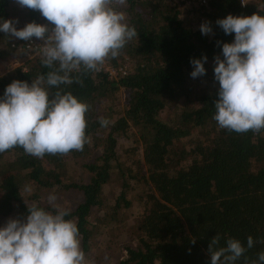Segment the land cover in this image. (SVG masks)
<instances>
[{
	"label": "trees",
	"instance_id": "16d2710c",
	"mask_svg": "<svg viewBox=\"0 0 264 264\" xmlns=\"http://www.w3.org/2000/svg\"><path fill=\"white\" fill-rule=\"evenodd\" d=\"M12 1L0 0V19H9ZM119 10L138 36L106 63L124 73L111 77L101 69L81 75L82 85H61L90 106L85 116L89 142L83 151L43 158L20 147L0 153V220L26 218L33 202L55 211L48 202L36 200V192L71 190L76 202L66 209L70 215L65 219L77 224L84 253L99 229L88 216L100 210L98 224L118 227L132 242L124 245L125 256L118 264H210L209 244L216 235L221 237L219 246L234 238L245 247L252 236L254 246L235 264H259L258 254L264 252V129L236 133L220 128L213 119L219 90L214 58L223 59L222 45L232 43L235 36L226 35L216 21L230 14L264 15V0L244 5L239 0H207L196 8L172 6L166 0H126ZM16 11H24L23 27L38 23L34 10ZM204 22H210L208 35L200 31ZM13 41L23 40L0 32V63L21 55L10 47ZM204 56L206 74L193 79L190 60ZM3 71L0 98L13 81L30 84L49 69L36 55ZM120 88L124 97L116 107ZM173 102V119L161 120L160 112ZM101 118L110 123L101 126ZM194 131L202 138L189 147L179 145ZM130 136L133 146L123 149L122 158L118 139ZM76 167L87 172L86 180L65 179ZM23 183L35 190L31 201L20 195ZM131 191L136 192L141 212L129 219L125 212L132 204Z\"/></svg>",
	"mask_w": 264,
	"mask_h": 264
},
{
	"label": "clouds",
	"instance_id": "9594fccd",
	"mask_svg": "<svg viewBox=\"0 0 264 264\" xmlns=\"http://www.w3.org/2000/svg\"><path fill=\"white\" fill-rule=\"evenodd\" d=\"M15 3L39 11L49 23L31 22L18 30V21L0 19V32L23 41H42L38 54L49 71L38 74L30 84L15 80L6 87L0 98V153L20 147L28 155L43 158L45 154L83 151L89 142L85 116L90 106L61 85H82L81 75L99 72L108 58L118 57L128 42L137 38L135 26L130 27L119 10L126 0ZM216 23L226 35L235 36L232 43L222 45L223 59L214 58L219 90L213 119L222 129L259 133L264 129V15L230 14ZM200 31L210 34V22H204ZM206 61V56L190 60L193 79L206 74ZM52 88L57 89L54 94ZM109 123L100 119L101 126ZM23 191L32 189L26 185ZM47 201L55 211L33 202L27 207L26 218L9 219L0 227V264H88L77 224L65 219L70 212L57 207L55 194ZM220 240L216 235L210 241V264H235L255 243L252 236L247 237V247L234 238L219 246ZM258 262L264 264V252L258 254Z\"/></svg>",
	"mask_w": 264,
	"mask_h": 264
},
{
	"label": "rangeland",
	"instance_id": "374dc122",
	"mask_svg": "<svg viewBox=\"0 0 264 264\" xmlns=\"http://www.w3.org/2000/svg\"><path fill=\"white\" fill-rule=\"evenodd\" d=\"M19 8L20 6L15 3V0H13L10 5L11 16L9 17V19L11 18V20L18 21V23L16 24V27L18 30L22 29L23 23L25 21L24 18H22L23 17L22 14L24 11L20 13L16 11ZM185 18H187V16ZM185 18L183 20H185ZM195 19H196V16H192L191 22H194ZM13 60H17L18 64H20V63H24L25 58L24 56L19 55V56H15L12 59H10L8 63H0V71L4 70L3 72H6L9 69L18 67L16 64L14 65L12 64ZM105 66H108L106 61L101 69L105 68ZM120 67H124V66H120ZM109 69L110 68L108 67V71ZM108 73H110L111 77H114L117 74V71L114 69V71L111 70ZM203 83L204 82H202L201 84ZM207 83L213 84L214 81H209ZM116 94H117L116 95L117 97L116 107H121V102L124 97V92L120 88ZM167 104L169 105L164 107V109L160 112V115H159L160 119L165 122H168L169 120L173 119L174 104L176 103L173 102V103H167ZM130 130H133V129H130ZM201 138L202 137L198 136L196 132L194 131L190 136L181 138L179 140V145H184L185 147H189V146H192L194 139H201ZM132 140L133 138L131 136L129 138L121 137L120 139H118L117 152L122 156V158L124 156L123 149L128 146H133ZM136 152L140 153V147L138 145L136 147ZM87 176L88 174L83 168L76 167L73 170L70 169L64 177L67 180L84 181L87 179ZM26 185L31 187L32 191L30 193L23 191ZM112 187L114 188V186ZM20 190H21L20 195L22 196V199L24 201H27V202L31 201L32 196L35 195L34 188L28 183H23L20 187ZM36 194L38 195V199L36 200L40 202H44V203L48 202L47 197L50 194H55L57 197V202H56L57 207L59 209H67L68 207H72L76 202V196L71 193V190H68V191L51 190V191H47L43 193L36 192ZM129 195L133 197V200H132L131 206L128 208L125 214L128 216L129 219H131L137 216L141 212V206H140V203L137 201V195L135 191H131ZM100 212H101L100 210L98 212L95 211L88 216V220L92 221L94 224H96V226L98 225L99 229L95 232L96 234L92 241L93 246H91V248L87 252H85L86 260L88 261V264H118V262L125 256L124 249H123L124 245L126 243H129L130 245H132V242L127 241L126 237L124 239L121 232L118 230V227H113L112 229H109L110 228L109 225L104 226L103 224H101V222L98 224V221H96V218L100 214ZM9 219H14V218L9 216L8 218H4L0 220V227H3L2 224L4 222L6 223ZM105 257H108V259L105 260Z\"/></svg>",
	"mask_w": 264,
	"mask_h": 264
},
{
	"label": "built area",
	"instance_id": "2783aa9c",
	"mask_svg": "<svg viewBox=\"0 0 264 264\" xmlns=\"http://www.w3.org/2000/svg\"><path fill=\"white\" fill-rule=\"evenodd\" d=\"M166 2L169 5H175V6H180L183 8H196V7H201L205 6L207 3V0H166ZM241 5H244L247 2V0H239ZM37 17H38V24H48L49 22L42 17L39 11L34 10ZM42 44V41L37 40L36 38H32L31 42L28 41H22V42H16L13 41L10 44V47L13 48L16 51H19L22 56H24L25 60L30 59L38 54V45ZM12 64H16L18 67L22 66L23 63L18 64L17 60H13ZM12 65V66H13ZM109 66H105L102 70L108 71ZM110 68V67H109ZM111 70L114 71V69L110 68ZM109 69L108 72L111 70ZM116 70V69H115ZM116 71H122L123 68H118ZM124 73V72H123ZM110 75V73H108Z\"/></svg>",
	"mask_w": 264,
	"mask_h": 264
},
{
	"label": "crops",
	"instance_id": "0c3cea01",
	"mask_svg": "<svg viewBox=\"0 0 264 264\" xmlns=\"http://www.w3.org/2000/svg\"><path fill=\"white\" fill-rule=\"evenodd\" d=\"M255 1H256V0H250V1H249V0H247V2H255Z\"/></svg>",
	"mask_w": 264,
	"mask_h": 264
}]
</instances>
